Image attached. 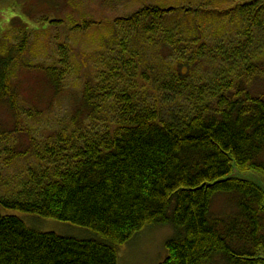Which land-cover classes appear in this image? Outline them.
Segmentation results:
<instances>
[{
	"label": "trees",
	"instance_id": "1",
	"mask_svg": "<svg viewBox=\"0 0 264 264\" xmlns=\"http://www.w3.org/2000/svg\"><path fill=\"white\" fill-rule=\"evenodd\" d=\"M41 22L23 27L20 42L0 45V104L12 111L13 125L0 124V142L24 130V115L29 131L45 119L40 108L22 109L12 82L30 30L39 38L41 29L49 36L64 24ZM93 27L102 45L94 75L83 82L86 109L31 134L25 150L4 145V163L27 164L0 202L99 237L42 231L0 213V264H118L120 247L154 224L176 230L161 264H212L220 256L227 264H264V187L236 174L264 173V0L147 2L70 30ZM54 38L58 56L41 67L58 95L72 47ZM217 194H234L236 208L215 214Z\"/></svg>",
	"mask_w": 264,
	"mask_h": 264
},
{
	"label": "rangeland",
	"instance_id": "2",
	"mask_svg": "<svg viewBox=\"0 0 264 264\" xmlns=\"http://www.w3.org/2000/svg\"><path fill=\"white\" fill-rule=\"evenodd\" d=\"M201 0H0V45L18 43L22 40L21 31L24 28H43L41 20L46 18H59L64 20L63 27L53 28L51 34H45L41 29L39 38L35 31L28 33L26 51L21 55L15 65L12 82L21 98V107L24 111L30 108H40L45 112V119L32 123L31 119L23 116L24 130L12 134L0 145L2 158L5 156L4 145L14 147L21 151L29 147L31 134L41 136V131L47 133L54 130L70 114L86 109L82 101L83 82L94 75L99 65L97 56L101 54L102 45L95 27L92 30L77 34L71 32L74 23H81L85 19L95 21H111L115 17L126 16L140 8L147 2L157 3L162 7H181L196 5ZM226 5V4H225ZM46 23V22H44ZM205 24V23H203ZM61 35L66 38L72 47L70 56L69 75L63 91L56 95L51 81L41 66L52 64L58 56L57 42L54 37ZM62 40V41H63ZM258 85V84H257ZM263 84H259L261 89ZM83 116V115H81ZM12 111L6 104H0V124L3 130L13 129L11 124ZM38 128H40L38 130ZM48 128V129H47ZM264 159V154H263ZM24 158H16L8 165L0 158V196L10 193L19 185L24 176L26 166ZM244 175H252L264 183V173L254 170L241 171ZM236 208L234 194H217L214 197L212 210L215 214H225ZM1 214H14L20 216L30 227L52 231L64 236L77 238H94L99 234L92 229L59 220L44 217L38 214L23 212L18 209L6 207L0 202ZM176 235L172 224H154L144 227L129 241L120 247L118 264H161L167 257L166 241ZM212 264H227L220 256Z\"/></svg>",
	"mask_w": 264,
	"mask_h": 264
},
{
	"label": "water",
	"instance_id": "3",
	"mask_svg": "<svg viewBox=\"0 0 264 264\" xmlns=\"http://www.w3.org/2000/svg\"><path fill=\"white\" fill-rule=\"evenodd\" d=\"M236 174H237V175H240L241 177H243V178H245V179H251V180H254V181H256L257 183H259L261 186L264 187V183H263L259 178L255 177V176H252V175H249V174H247V175L240 174V173L238 174V172H236Z\"/></svg>",
	"mask_w": 264,
	"mask_h": 264
}]
</instances>
